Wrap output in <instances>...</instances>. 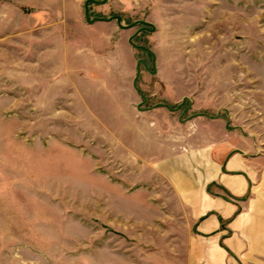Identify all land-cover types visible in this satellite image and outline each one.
I'll return each instance as SVG.
<instances>
[{"label":"rangeland","instance_id":"obj_1","mask_svg":"<svg viewBox=\"0 0 264 264\" xmlns=\"http://www.w3.org/2000/svg\"><path fill=\"white\" fill-rule=\"evenodd\" d=\"M84 2L0 0V264H187L157 166L264 159V0Z\"/></svg>","mask_w":264,"mask_h":264},{"label":"crops","instance_id":"obj_2","mask_svg":"<svg viewBox=\"0 0 264 264\" xmlns=\"http://www.w3.org/2000/svg\"><path fill=\"white\" fill-rule=\"evenodd\" d=\"M94 19L85 21L109 22ZM157 170L192 221L187 264H264V159L217 142L189 147Z\"/></svg>","mask_w":264,"mask_h":264},{"label":"water","instance_id":"obj_3","mask_svg":"<svg viewBox=\"0 0 264 264\" xmlns=\"http://www.w3.org/2000/svg\"><path fill=\"white\" fill-rule=\"evenodd\" d=\"M107 0H99V1H96V0H85V2H84V4H83V15H84V18H85V20L86 21H88L89 22V20H88V17H87V3L88 2H91V3H94V4H97V5H101V4H103V3H105ZM94 20H100V21H115V23H116V26L118 27V28H120V29H127V28H131L133 25H135L136 23H141V24H143V25H148L147 23H144V22H142V21H137V22H134V23H131V24H129V25H127V26H122V25H120V21H119V17L118 16H111V17H109V18H106V19H103V18H96V19H94ZM141 30H147L145 27H141V28H139V29H137L135 32H134V34L129 38V43H130V41H131V39L135 36V34L136 33H138V32H140ZM137 48H139V47H137Z\"/></svg>","mask_w":264,"mask_h":264}]
</instances>
